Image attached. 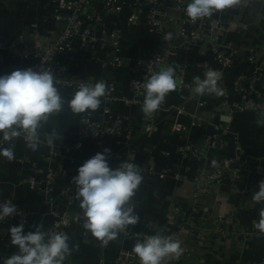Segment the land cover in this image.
I'll return each instance as SVG.
<instances>
[{
    "label": "crops",
    "instance_id": "obj_1",
    "mask_svg": "<svg viewBox=\"0 0 264 264\" xmlns=\"http://www.w3.org/2000/svg\"><path fill=\"white\" fill-rule=\"evenodd\" d=\"M96 1L101 4V0ZM215 16L223 24L220 30L222 50L226 53L236 50L232 69L223 68L215 60L210 45H205L203 52L197 48L189 49L180 34L174 32L175 49L169 63L188 68L187 85L170 92L159 110L150 117H145L141 110L142 104L135 109L124 102L112 104L114 110L126 113H132L133 110L135 113L133 132L128 143L134 150V162L141 168L144 182L132 201L137 205L139 222L129 228V234H120L107 246H102L83 229L79 201L76 198L70 201L60 195L61 190L78 175V168L95 154L102 153L104 148L93 143H88L82 151L74 148L80 119L88 112L76 114L67 105L77 88L57 86L66 102L64 109L59 115H53L40 131L42 139L45 133H51L53 129L61 133L62 137L54 146L58 152L55 163L61 171L54 195L55 207L58 210L68 208L80 217L79 222L67 231L72 252L64 264H140L132 248L137 239L136 234L156 233L157 227L148 226L150 219L157 225L167 227L182 245L191 248V257L184 251L178 260L173 259L166 264H264V235L258 234L253 227V221H258L259 211L264 204L252 201L253 194L259 191V182L264 180V127L257 126L256 112L237 109L236 104L241 98L234 91L237 76L250 70L247 53L251 49L263 52L264 0H250L246 5L217 12ZM105 20L113 25L121 18L108 14ZM61 28L62 24L53 18L52 0H0V40L4 42H9L18 34L24 36L25 42L27 39L30 41L34 31L40 36L57 37ZM123 31L121 54L125 56L126 63L123 67L105 64L107 49L100 42L95 46H82L79 40H75L74 49L63 52L59 58L69 64L72 72L83 80H104L107 84L114 82L118 94L131 96L133 72L130 65L141 56L149 57L157 50L167 49L168 45L161 38L150 34L146 22L135 29L124 26ZM204 59L209 60L212 69L220 74L218 84L222 89L221 95L199 96L191 91L195 87L193 77L200 76L203 79L208 69L203 65ZM19 65L11 52L5 50L0 59V75L10 74ZM260 88L264 91V80ZM142 96L144 99V93ZM101 100L100 108L90 112L98 119L105 118L106 100ZM177 106L183 107L180 119L189 125L185 135L172 131ZM193 121L196 122L195 126H192ZM217 123L228 130L224 136L225 144L206 153V138L215 131ZM186 142L197 147L202 156H181L179 146ZM239 143L257 163L243 171L238 181L233 180L229 172L224 180L210 188L209 193L202 194L195 201V194L200 187L197 181L199 170L213 169L216 166L212 164L213 160L217 163L232 160ZM105 148L111 150L108 164L115 169L119 162L113 155L114 145ZM44 150L43 146L33 151L19 142L14 147L12 161L0 156V193L13 197L29 212L30 221L24 224L25 234L34 232L40 224H43L42 230H48L53 218L46 211L42 190L30 187L31 178L40 182L44 180L47 165L43 160ZM176 207L180 209L176 211ZM12 226L18 224L0 222V264L18 252V247L10 242L8 230ZM139 238L142 239V236Z\"/></svg>",
    "mask_w": 264,
    "mask_h": 264
},
{
    "label": "built area",
    "instance_id": "obj_2",
    "mask_svg": "<svg viewBox=\"0 0 264 264\" xmlns=\"http://www.w3.org/2000/svg\"><path fill=\"white\" fill-rule=\"evenodd\" d=\"M188 2L189 0H101L100 4L96 0H52L53 18L62 24L59 35L57 37L40 36L38 32L34 31L29 42H25L22 34L16 35L9 42L0 40V59L3 57L4 51L9 50L20 64L18 69L31 67L38 71L41 68H51L60 81L57 86L66 85L78 88V83L86 80L72 72L69 64L59 58L63 52H70L74 49L75 40H79L82 46H95L96 43H102L107 49L105 64L123 67L126 64L125 56L121 54L122 40L124 39L123 27L135 29L142 22H146L150 34L161 38L165 45H168V48L157 50L149 57L141 56L130 65L133 72V78L130 81L131 96L118 94L114 82L108 84L114 87V90L111 91L110 96L105 98V118H95L90 112L84 114L76 130V142L74 144L77 151L84 150L88 143H93L100 148L112 144L115 149L113 155L119 163L125 160L135 163L134 150L128 143L133 132L135 113L133 110L132 113L131 111L126 113L114 110L112 104L124 102L130 108L135 109L143 103L142 83L152 72L171 65L169 60L175 49V45H173V41H175L174 32L180 34L189 49L197 48L200 52H203L205 45H210L215 60L221 63L223 68L232 69L234 65L236 50L228 53L222 50L220 30L223 28V24L221 20L214 14L210 18L192 22L185 14ZM108 14L119 16L121 22L118 20L116 24H108L105 20V15ZM168 33H172L171 40L165 39ZM262 50L263 52L259 53L256 49H251L247 53V58L251 63L250 70L239 74L234 83V91L241 98L236 104L237 109L251 110L256 112L257 115L264 112V91L260 88V83L264 80V46ZM203 65L207 68H213L212 63L207 59L203 60ZM174 67L176 68L177 79L180 82L177 89L180 90L187 85L188 68L185 66ZM226 95L228 94L226 93ZM183 111L182 106L176 107L172 126L174 134L185 135L189 129V125L180 119ZM195 125L196 122L193 121L192 126ZM227 132V128L225 129L221 123H217L215 131L206 138V153L222 147L225 144L224 136ZM41 140L44 141L42 138ZM19 142L26 144L22 138H18L13 142L14 147ZM3 146L9 147L11 145L5 142ZM43 146L45 147V152L42 154L43 160L47 164L44 170V180L40 182L33 177L30 181V187L41 189L43 192L46 211L53 217L48 230L67 234L68 229L74 223L79 222L80 217L68 208L58 210L55 207L56 198L54 195H56L57 180L61 172L55 163L58 152L54 146H49L46 142H42L38 147ZM178 151L181 156L192 158L202 156L200 150L189 142L181 144ZM233 163H238V165L234 166ZM256 163L255 158L246 154L242 144H237L236 153L232 160L218 161L211 170L205 168L199 170L197 181L200 187L195 194V201H198L202 194L209 193L210 188L224 180L229 172L232 174L230 177L238 181L242 177L243 171ZM262 174L264 176V169ZM38 182L40 183L38 184ZM75 190L76 186L71 183L61 190L60 195L72 201L75 198ZM9 199L16 206L18 214L6 218L3 223L18 225L21 222L24 224L29 223L27 209L13 197L0 193V203ZM179 209L180 207H176V211ZM135 212L137 214V207ZM156 225L154 220L150 219L148 221V226L157 227L156 232L179 239L171 234L167 227ZM182 247L185 254L191 257V248L184 244Z\"/></svg>",
    "mask_w": 264,
    "mask_h": 264
},
{
    "label": "clouds",
    "instance_id": "obj_3",
    "mask_svg": "<svg viewBox=\"0 0 264 264\" xmlns=\"http://www.w3.org/2000/svg\"><path fill=\"white\" fill-rule=\"evenodd\" d=\"M250 0H189L185 14L192 22L210 18L217 12H223L235 6L246 5ZM172 39V33L165 36ZM220 74L209 67L204 78L193 77L192 92L199 96L221 95L218 81ZM59 79L51 68L34 70L17 69L10 74L0 75V156L9 161L14 159V141L22 138L33 151L42 142L55 146L61 140V133L55 129L45 133L41 140V129L48 124L53 115H59L65 106L61 96ZM176 68L172 65L152 72L142 83L144 99L142 112L150 117L158 111L170 92L179 86ZM114 87L104 80L80 81L78 88L67 105L73 113L95 112L101 106V98L110 96ZM256 124L264 127V112L258 114ZM7 142L11 146L4 147ZM109 148L86 160L79 168L78 175L72 178L76 186L75 198L82 210L83 229L98 240L102 246L116 240L120 234H129V226L139 222L137 207L132 203L139 186L144 182L141 168L127 160L110 168ZM215 166L217 162L212 161ZM259 191L252 196V201L264 204V180L259 182ZM17 208L12 201L0 203V222L17 215ZM258 234L264 235V207L259 211V219L253 221ZM43 224L37 225L34 232L24 233V223L9 228L11 244L18 247V252L4 259L3 264H64L71 255L69 236L64 232L42 230ZM132 251L139 258L140 264H166L179 259L184 252L182 242L160 232L155 234H136ZM142 236V239L139 238Z\"/></svg>",
    "mask_w": 264,
    "mask_h": 264
},
{
    "label": "water",
    "instance_id": "obj_4",
    "mask_svg": "<svg viewBox=\"0 0 264 264\" xmlns=\"http://www.w3.org/2000/svg\"><path fill=\"white\" fill-rule=\"evenodd\" d=\"M26 42H29V39H27Z\"/></svg>",
    "mask_w": 264,
    "mask_h": 264
}]
</instances>
